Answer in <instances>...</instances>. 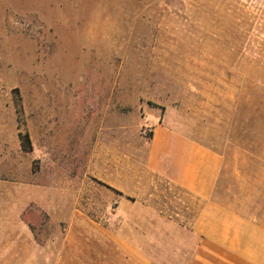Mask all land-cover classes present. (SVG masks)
<instances>
[{"label":"rangeland","instance_id":"rangeland-1","mask_svg":"<svg viewBox=\"0 0 264 264\" xmlns=\"http://www.w3.org/2000/svg\"><path fill=\"white\" fill-rule=\"evenodd\" d=\"M165 111L225 155L229 200L264 184V0H0V246L26 229L53 261L78 209L186 264L201 204L146 166Z\"/></svg>","mask_w":264,"mask_h":264},{"label":"crops","instance_id":"crops-1","mask_svg":"<svg viewBox=\"0 0 264 264\" xmlns=\"http://www.w3.org/2000/svg\"><path fill=\"white\" fill-rule=\"evenodd\" d=\"M156 116L147 168L201 204L188 232L192 243L172 246L175 260L187 251L186 264H264V184L252 182L257 190L251 198L229 200L223 195L225 155L186 127L182 114ZM66 222L60 252L45 264H153L147 247L78 209ZM1 236L0 264H38L28 230L4 229Z\"/></svg>","mask_w":264,"mask_h":264},{"label":"trees","instance_id":"trees-1","mask_svg":"<svg viewBox=\"0 0 264 264\" xmlns=\"http://www.w3.org/2000/svg\"><path fill=\"white\" fill-rule=\"evenodd\" d=\"M17 109H18L17 112L20 114V112H21L20 106H18ZM20 143H21V147L25 151H28L29 149H31V141H30L28 133L20 134Z\"/></svg>","mask_w":264,"mask_h":264}]
</instances>
